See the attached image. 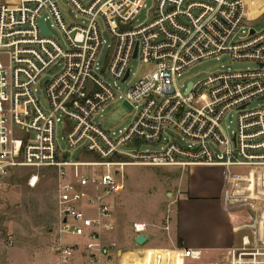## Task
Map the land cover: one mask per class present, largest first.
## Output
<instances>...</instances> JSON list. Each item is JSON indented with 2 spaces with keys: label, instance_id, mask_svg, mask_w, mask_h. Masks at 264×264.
<instances>
[{
  "label": "built area",
  "instance_id": "obj_1",
  "mask_svg": "<svg viewBox=\"0 0 264 264\" xmlns=\"http://www.w3.org/2000/svg\"><path fill=\"white\" fill-rule=\"evenodd\" d=\"M148 1L0 3V203L7 180L17 170L54 173V251L60 264L115 263L117 244L105 239L115 230V206L107 198L125 190L127 166L254 167L264 198V30L249 24L244 0H153L148 21L136 25ZM64 7L72 9L77 23L67 19ZM48 20L63 33L65 47ZM99 20L113 39L104 68L98 62L105 43ZM224 55L255 67L228 68L203 81L178 85L195 64ZM133 59L152 67L138 80L131 69ZM50 74L42 84L45 106L38 85ZM116 100L133 106L136 114L129 127L109 133L95 117ZM255 101L260 103L251 107ZM228 117L234 126L231 135L226 131L231 125L224 126ZM58 123L77 156L59 149ZM167 128L190 144L164 137ZM143 143L164 146L157 152L142 151ZM39 182L38 173L27 179L30 188ZM258 225L256 244L244 237L242 247L228 253L227 264H264V206ZM133 230L147 235L144 223H135ZM65 234L77 239L66 244ZM202 258L201 250L185 249L176 261Z\"/></svg>",
  "mask_w": 264,
  "mask_h": 264
},
{
  "label": "rangeland",
  "instance_id": "obj_2",
  "mask_svg": "<svg viewBox=\"0 0 264 264\" xmlns=\"http://www.w3.org/2000/svg\"><path fill=\"white\" fill-rule=\"evenodd\" d=\"M13 0H0V3ZM249 14L252 18L249 23L257 31L264 30V0H247ZM155 2L149 0L147 8L138 17L136 25L148 21V14L153 9ZM67 19L73 24L78 21L74 18L72 9L64 7ZM47 26L53 32L55 38L60 44L65 47L66 42L63 33H61L53 25L52 20L47 21ZM102 38L105 41L99 56L98 62L102 68L108 63L110 53L109 45H113L108 26L103 20H99ZM255 64L249 61L237 62L233 61L229 55H224L218 59L213 58L201 61L189 68L183 77L178 80V85L181 87L188 82L197 83L207 79L222 70L228 68L238 71L247 68H254ZM132 73L135 74V80L142 78L146 72L152 69L151 66L143 64L139 59H133L131 62ZM51 75H46L43 82L38 85V97L42 103L47 106L45 90L42 87L46 81L51 79ZM106 82L112 83L110 78L105 79ZM125 87V86H123ZM260 102L255 101L251 107L258 106ZM136 111L130 104L122 100H116L108 103L105 110L100 115L95 117L97 124L109 133L122 130L129 127L135 117ZM102 115V117H101ZM232 118L228 117L224 122L225 128L229 125ZM231 125V124H230ZM234 128L231 125L230 129L226 128L228 135H231V130ZM66 130L62 123L56 126V139L59 149L62 153H73L77 156L78 151H72L68 147L65 140ZM164 137L170 141L187 146L189 141L182 140V136L173 128H167L164 132ZM164 143L153 144L143 143L141 150H149L150 152L160 151ZM130 148L135 149V146ZM188 168V167H187ZM187 168L178 167H142V166H127L124 169L125 190L120 196H111L107 198L110 203H114L113 213L123 212L126 220L123 224L128 227L135 220H149L150 223L157 224L161 228L162 238L168 243L169 238L163 227L167 226V221L172 217V209L168 207L173 196L165 197L162 195V189L167 184V192L172 193L178 189L176 181L179 178V172H187ZM38 173L40 182L36 188H30L27 184V179L31 174ZM102 193V192H101ZM57 198L58 191L56 185V176L50 170L45 169H19L9 178L4 187L2 200L0 203V264H60L58 257L55 254V235L58 227L57 215ZM122 205V206H121ZM158 214L161 220H156L154 215ZM157 216V217H158ZM124 217V216H123ZM153 218V220H151ZM57 219V220H55ZM155 219V220H154ZM122 231V229L120 230ZM121 234V233H120ZM115 235V233L113 234ZM242 235H249L250 232L244 231ZM66 244H70L76 240L73 236L64 235ZM162 240V238L159 236ZM133 237L126 232L121 234L115 241L117 243V254H113L114 264H127V257H122L121 252L126 253L135 251L139 256L135 264H156L157 252L153 255L148 254L142 257L144 250L150 249V241L143 246H138L132 241ZM121 245V246H120ZM166 249H170L167 247ZM131 255V253H130ZM138 257V256H137ZM165 257V256H164ZM142 259V260H141ZM208 257L206 261L214 264H227L220 262L216 256ZM205 261V260H204ZM204 263V262H202Z\"/></svg>",
  "mask_w": 264,
  "mask_h": 264
},
{
  "label": "crops",
  "instance_id": "obj_3",
  "mask_svg": "<svg viewBox=\"0 0 264 264\" xmlns=\"http://www.w3.org/2000/svg\"><path fill=\"white\" fill-rule=\"evenodd\" d=\"M178 177V189L171 194L166 190L167 184L162 189L165 197L169 194L173 196L168 204L172 209L168 230L163 227L169 238L168 243L161 236L163 232L160 226L149 220H135L126 228L123 224L126 217L121 211L113 214L115 230L105 235L106 241L116 243L121 234L129 232L135 243L138 235L135 234L133 225L144 223L147 225L146 234L151 248L144 250L141 256L144 258L157 252L154 258L156 264H182L181 260H176L185 249L201 250L203 253L200 261L186 259L185 264H214L206 261L209 256L210 259L216 256L224 263L228 261V253L232 249L242 247L244 237L252 245L256 244L259 235L258 220L264 206L256 168L192 165L187 168V172H179ZM157 216L158 214L153 218L161 220ZM244 231L250 232L253 239L249 235L241 236ZM167 247L170 249H166ZM120 254L127 257V264H135V257L137 259L140 256L135 251L126 253L123 250Z\"/></svg>",
  "mask_w": 264,
  "mask_h": 264
},
{
  "label": "water",
  "instance_id": "obj_4",
  "mask_svg": "<svg viewBox=\"0 0 264 264\" xmlns=\"http://www.w3.org/2000/svg\"><path fill=\"white\" fill-rule=\"evenodd\" d=\"M41 23L43 24V21H41ZM170 195V194H169ZM149 240V237L145 234H142V235H138L136 238H135V243L138 245V246H143L145 245Z\"/></svg>",
  "mask_w": 264,
  "mask_h": 264
},
{
  "label": "bare ground",
  "instance_id": "obj_5",
  "mask_svg": "<svg viewBox=\"0 0 264 264\" xmlns=\"http://www.w3.org/2000/svg\"><path fill=\"white\" fill-rule=\"evenodd\" d=\"M244 1H245L246 5L248 6V2H247V0H244ZM247 15H248V17H249L250 20L254 19V18H252V17L250 16V14H249V8L247 9Z\"/></svg>",
  "mask_w": 264,
  "mask_h": 264
}]
</instances>
